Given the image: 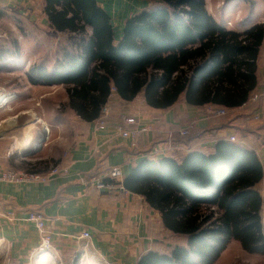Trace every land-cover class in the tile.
Returning a JSON list of instances; mask_svg holds the SVG:
<instances>
[{
    "label": "trees",
    "instance_id": "trees-1",
    "mask_svg": "<svg viewBox=\"0 0 264 264\" xmlns=\"http://www.w3.org/2000/svg\"><path fill=\"white\" fill-rule=\"evenodd\" d=\"M146 1L151 7L127 18L116 41L111 18L97 0H43L49 29L68 34L73 43L51 66L31 65L27 82L63 86L64 106L84 123L97 121L113 94L120 102L141 99L157 110L181 99L194 107H244L250 113L260 107L261 98H251L259 85L264 23L237 32L217 22L205 0ZM5 16L0 9V20ZM206 134L177 136L174 143L189 145ZM263 178L255 152L224 138L210 149L138 161L124 188L141 195L165 229L185 243L147 251L137 264H214L232 241L264 256Z\"/></svg>",
    "mask_w": 264,
    "mask_h": 264
},
{
    "label": "crops",
    "instance_id": "crops-1",
    "mask_svg": "<svg viewBox=\"0 0 264 264\" xmlns=\"http://www.w3.org/2000/svg\"><path fill=\"white\" fill-rule=\"evenodd\" d=\"M36 1L41 2L37 5L42 9L43 0H0V9L6 13L0 22L9 18V12L17 16L35 13ZM97 1L111 18L116 41L121 38L125 20L152 5L146 0ZM205 3L207 12L219 22L208 8L213 5L210 3L208 6L207 0ZM134 6L139 8L134 10ZM116 9L118 11L115 14L124 9L129 11L114 24L111 11ZM222 25L226 27L227 24ZM250 25L237 31H245ZM21 77L12 73L0 74V83L5 84L0 86V96L6 100L5 104L0 105V132L3 130L0 133V158L4 167L27 172L34 168L40 169L47 164L45 160H58V156L51 154L45 142L34 154H30L33 149L26 153L23 151L36 147L43 134H47V129L38 124L49 128L48 123L43 124L45 122L37 116L31 125L20 126L17 119L26 114L34 116L32 112L35 111L23 102L33 101L34 105L40 107L44 98L52 99L51 96H54L52 91L41 89L63 86H31L25 73ZM257 77L259 85L254 94L262 95L264 48L257 61ZM10 100L16 103L15 107L11 106L13 102ZM261 101L260 107L253 113L239 107L228 109L230 112L225 116H216V111L221 108L212 105L194 107L181 99L168 110H157L145 106L141 99L130 103L120 102L113 94L103 130L98 129L97 121L84 123L71 113L74 118L70 127L71 138L69 141L63 138L62 141L69 149L66 156L57 162L67 168L66 173L46 182L18 185L0 182V264H137L138 258L147 251L172 248L177 241L183 245L185 239L165 229L159 212L149 207L141 195L127 190L126 193L97 191L85 185L81 178L105 176L111 168L118 167L124 179L143 158L173 154L183 156L196 148L210 149L216 139L228 140L229 137H234L236 142L255 152L264 174V98L261 97ZM64 102H67V96ZM13 108H18L17 114L10 117ZM125 117L137 120L136 125H126L125 128L144 129L134 141L122 138L117 130ZM255 117L259 120H254ZM186 127H191L187 136L196 131L207 134L204 138L192 140L189 145L174 143L177 136L187 137L180 136V131ZM168 142L176 145L175 149H168L165 155L153 154L154 149L164 147ZM41 162L43 164H39ZM48 171L38 174H46ZM260 187L263 195L264 178ZM9 211L14 213L12 219L3 215ZM32 212L40 214L45 220L50 237V248L47 251L39 250L38 231L34 224L27 221V215ZM261 218L264 221V204ZM83 232L89 233L88 239L81 238ZM232 245L235 250L229 249ZM263 257L245 252L238 242L232 241L214 264H236L238 261L242 263L244 259L247 261L242 264H252Z\"/></svg>",
    "mask_w": 264,
    "mask_h": 264
},
{
    "label": "rangeland",
    "instance_id": "rangeland-1",
    "mask_svg": "<svg viewBox=\"0 0 264 264\" xmlns=\"http://www.w3.org/2000/svg\"><path fill=\"white\" fill-rule=\"evenodd\" d=\"M207 2L208 6H210V3L213 5L211 8L208 7L210 12L218 18L220 23L227 24L226 27L229 29H235L237 31L251 24L247 28L249 29L253 26L254 22L258 21L259 23H264V0H207ZM38 3L41 2L36 1L35 5ZM133 4L134 2L131 3V6H133ZM38 7H36L37 11L35 13H27L30 15L17 16L14 15L13 12H9V18L0 22V74L12 73L21 77L22 74L28 71L31 65L41 61L51 66L60 56L61 51L69 48L73 43L68 34H58L49 29L47 21L43 17L41 6L40 8ZM138 8V6H134L133 9L137 10ZM134 10L132 12H134ZM117 11L118 9L111 11V15L114 16L112 19V21L114 20V24L117 23L116 21L119 20V18L122 16L124 17L129 9H124L119 14H115ZM1 85L5 84L0 83V86ZM64 90V87L41 89V91H52V95L54 96H51L52 99L44 98L42 102L40 101V107L34 105L33 101L32 103L26 100L23 102L25 106L28 107L30 105V107L35 109V111L32 112L34 116L26 114V116L24 115L18 118L17 123H19L20 126L31 125L34 119H36L35 116L43 120L45 122L43 124L46 125L48 123L49 128H47V125V127L41 124L37 126L48 129V138L45 143H48L51 154H54L55 157L58 156V160L56 161L45 160L47 164L42 165L40 169L34 168L27 170L29 173L35 170H50L57 165L56 163L59 162V158L66 156L67 150L69 149L68 145L62 141L63 138H68V141L71 138L72 133L70 132V127L71 123H74V118L71 115L72 112L64 106L66 103L64 102L66 96ZM12 100H10V102ZM15 104L16 103L13 102L11 106L15 107ZM17 110L18 108H13L10 117L16 116ZM28 110L27 108L26 111ZM226 118L227 117L224 119ZM31 149L34 151L35 147H30L23 151L26 153ZM39 150L40 148H38L37 151ZM39 154L40 152L38 155ZM177 243H179V241H177ZM229 249L235 250V246L232 245ZM243 261H247V259ZM243 261L242 263H244ZM242 263L238 261L236 264ZM252 264H264V257L261 258L259 262H253Z\"/></svg>",
    "mask_w": 264,
    "mask_h": 264
},
{
    "label": "built area",
    "instance_id": "built-area-1",
    "mask_svg": "<svg viewBox=\"0 0 264 264\" xmlns=\"http://www.w3.org/2000/svg\"><path fill=\"white\" fill-rule=\"evenodd\" d=\"M264 98V93L262 95H253L251 98V102L257 101L259 98ZM230 112V110L226 108H221L216 111V116H225ZM109 115L108 107L103 108L101 112L100 118L97 120V127L100 130L105 129L106 127V119ZM254 120L258 121L259 118L255 117ZM137 124V120L134 117H125L117 126V130L122 138L131 139L134 141L137 135L140 132L144 131V129H127L125 126H134ZM189 128L180 131V136L184 137L189 134ZM47 129V128H46ZM48 131V129H47ZM228 140L230 142H236L234 137H229ZM176 145L168 142L164 147L157 148L153 150L154 155H165L164 153L168 152V149H175ZM67 172V168L65 166L56 165L52 167L48 173L46 174H38L33 172H19L14 171L12 169L6 168L2 165L0 160V182L8 183V184H23V183H31L36 181L46 182L50 178L64 174ZM81 181L91 187L96 189L97 191H108V192H118V193H126V189L123 186V175L121 173L120 168L113 167L111 168L105 176H92L90 178L82 177ZM264 191V188H263ZM3 215L6 218L12 219L14 217V213L12 211L5 212ZM27 221L34 224L36 227L38 234L40 236V251H47L50 248V237L46 230L45 220L44 218L37 213H30L27 215ZM81 238L88 239L89 233L83 232Z\"/></svg>",
    "mask_w": 264,
    "mask_h": 264
},
{
    "label": "water",
    "instance_id": "water-1",
    "mask_svg": "<svg viewBox=\"0 0 264 264\" xmlns=\"http://www.w3.org/2000/svg\"><path fill=\"white\" fill-rule=\"evenodd\" d=\"M46 139H47V134L44 133L43 136L41 137V139L38 141V144L35 147V150L30 154H34L38 150V148H40L42 146V144L46 141Z\"/></svg>",
    "mask_w": 264,
    "mask_h": 264
},
{
    "label": "bare ground",
    "instance_id": "bare-ground-1",
    "mask_svg": "<svg viewBox=\"0 0 264 264\" xmlns=\"http://www.w3.org/2000/svg\"><path fill=\"white\" fill-rule=\"evenodd\" d=\"M4 98L5 97H2V96H0V105H2L3 103L5 104V102H6V100H4ZM35 120H37V119H35ZM3 125V124H2ZM2 127V126H1ZM28 129V128H27ZM2 131L3 130H1V132L0 133H2ZM34 141V140H33Z\"/></svg>",
    "mask_w": 264,
    "mask_h": 264
}]
</instances>
